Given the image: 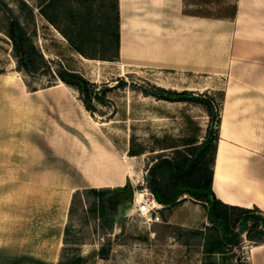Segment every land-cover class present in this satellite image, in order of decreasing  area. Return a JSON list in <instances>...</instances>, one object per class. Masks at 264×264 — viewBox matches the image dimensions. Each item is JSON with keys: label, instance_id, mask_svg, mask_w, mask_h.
Masks as SVG:
<instances>
[{"label": "crops", "instance_id": "crops-1", "mask_svg": "<svg viewBox=\"0 0 264 264\" xmlns=\"http://www.w3.org/2000/svg\"><path fill=\"white\" fill-rule=\"evenodd\" d=\"M117 5L121 61L126 53L128 65L226 79L212 192L226 205L264 212V80L256 77L264 74V0H236L234 15L218 20L186 12L185 0ZM1 82L0 202L12 200L14 212H0V264H57L71 194L123 187L128 169L93 143L65 87L55 98L57 86L28 91L8 76ZM59 105L65 109L54 113Z\"/></svg>", "mask_w": 264, "mask_h": 264}, {"label": "rangeland", "instance_id": "rangeland-1", "mask_svg": "<svg viewBox=\"0 0 264 264\" xmlns=\"http://www.w3.org/2000/svg\"><path fill=\"white\" fill-rule=\"evenodd\" d=\"M0 3V85L2 77L8 76L28 91L48 90L63 84L56 76L62 70L80 75L90 85V95L97 93L101 101L92 100L95 110L91 117L83 109L78 92L63 84L70 110L75 114L81 108L82 127L92 134L93 143L111 149L123 162L134 192L144 193L147 168L156 155H170L181 145L199 143L205 137L209 119L204 107L144 97L139 89L149 90L150 85H155L178 92L208 94L220 108L226 79L145 64L132 66L126 63L125 56L123 61L119 57L112 59L115 0H0ZM235 3L236 0H185V11L204 18L226 19L234 15ZM6 10L17 19L36 54L46 63L47 67L40 72L28 75L18 71L6 35ZM106 21L108 27L101 29L107 25ZM87 24L89 32L78 36V26ZM73 36H78L75 47L81 53L68 42ZM256 77L264 80V74ZM121 79L126 86L118 88L117 81ZM23 100L26 102L25 95ZM59 107L65 109L62 105L55 106L54 113ZM106 163L114 164L110 159ZM83 205L84 201L79 203L71 220L68 223L66 220L67 231L58 262L63 259L68 264H264V244L255 245L243 235L237 247L211 251L218 239L213 237L204 209L188 197L161 210L156 224L136 214L131 205L125 216L117 212L114 227L105 235L96 227L97 222L82 212ZM11 206L14 203L9 198L1 200L0 212L13 213ZM103 246L108 253L98 255Z\"/></svg>", "mask_w": 264, "mask_h": 264}, {"label": "trees", "instance_id": "trees-1", "mask_svg": "<svg viewBox=\"0 0 264 264\" xmlns=\"http://www.w3.org/2000/svg\"><path fill=\"white\" fill-rule=\"evenodd\" d=\"M114 8L115 15L111 35L114 40L115 51L111 58L115 60L118 58L119 50L117 0H115ZM6 14L8 16L6 19V35L11 43L18 71L28 75L40 72L44 67H47L46 63L40 55L36 54L17 19L12 16L9 10H6ZM87 14L90 13L87 12ZM102 27L104 29L108 27V22L107 25H102L101 29ZM86 31L89 32V24L78 26L76 34L80 36L81 32L86 33ZM76 37H70L68 42L75 51L81 53V50L75 47L76 42L74 40ZM92 58L95 59V57ZM104 58L100 59L108 60ZM56 76L65 86L78 92L83 109L93 117L95 109L92 100L101 101V97L93 91L92 97L90 95V85H87V82L78 74L62 70ZM117 84L118 88L125 87L126 81L121 79L117 81ZM139 92L144 97H151L159 101L198 104L204 107L209 119V125L202 141L199 143H185L181 145V149H175L170 155L159 153L151 161L147 168L145 185V189L151 198L162 208L176 206L183 197H188L200 204L206 213L213 237L218 239L216 248L214 247L211 251H222V249L237 247L242 240V235L255 245H263L264 212L256 207L245 209L226 205L219 201L212 192L213 166L220 122V108L214 99L208 94L191 91L178 92L155 85H150L149 90L140 87ZM128 188H130V185L126 183L123 187L113 189L86 188L74 191L70 200L67 223L71 220L76 206L79 203L81 205V202L84 201L82 212L91 216L97 222L96 227L105 235L114 227L117 212L121 216H125L130 209L131 202L129 199L119 198L120 195L127 193ZM66 231L67 224L64 228V235ZM106 252L108 253V248L103 246L98 255H103ZM57 264H68V262L61 259Z\"/></svg>", "mask_w": 264, "mask_h": 264}, {"label": "built area", "instance_id": "built-area-1", "mask_svg": "<svg viewBox=\"0 0 264 264\" xmlns=\"http://www.w3.org/2000/svg\"><path fill=\"white\" fill-rule=\"evenodd\" d=\"M131 205L136 214L144 216L150 223L159 221V216L157 214L159 205L151 198L146 189H144V193L140 194L133 191V201Z\"/></svg>", "mask_w": 264, "mask_h": 264}, {"label": "bare ground", "instance_id": "bare-ground-1", "mask_svg": "<svg viewBox=\"0 0 264 264\" xmlns=\"http://www.w3.org/2000/svg\"><path fill=\"white\" fill-rule=\"evenodd\" d=\"M126 54V53H125ZM125 54H124V56H125ZM57 87L54 89V91H56V93H55V95H54V97L56 98V97H58L59 96V94H63L64 93V86H63V84H61V83H59L58 85H56ZM55 87V86H54ZM51 98V97H50ZM79 125V124H78ZM95 156V155H94ZM96 158V157H95ZM233 178V177H232ZM236 180V179H235ZM108 181H110V184L111 185H114V183L113 182H111V180H108ZM115 186V185H114Z\"/></svg>", "mask_w": 264, "mask_h": 264}, {"label": "water", "instance_id": "water-1", "mask_svg": "<svg viewBox=\"0 0 264 264\" xmlns=\"http://www.w3.org/2000/svg\"><path fill=\"white\" fill-rule=\"evenodd\" d=\"M120 199L128 198L130 202L133 200V189L130 187L127 190V193L119 196Z\"/></svg>", "mask_w": 264, "mask_h": 264}]
</instances>
